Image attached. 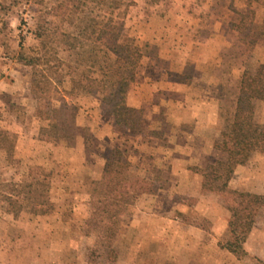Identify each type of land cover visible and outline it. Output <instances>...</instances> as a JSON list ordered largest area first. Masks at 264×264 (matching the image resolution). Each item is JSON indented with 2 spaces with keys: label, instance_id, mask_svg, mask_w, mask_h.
Masks as SVG:
<instances>
[{
  "label": "rangeland",
  "instance_id": "rangeland-1",
  "mask_svg": "<svg viewBox=\"0 0 264 264\" xmlns=\"http://www.w3.org/2000/svg\"><path fill=\"white\" fill-rule=\"evenodd\" d=\"M232 23L249 29L256 43L242 42ZM114 26L144 51L128 92V104L143 112L140 133L116 125L97 91L69 96L74 80L99 75L106 56L97 33ZM262 63L264 0H0V128L16 136L14 160L0 149V192L16 195L40 167L48 177L39 188L53 204L35 215L15 213L0 200V264H171L182 225L173 222L175 231L161 243L141 245V230L151 227L143 218L164 212L205 228L212 239L216 232L204 215L209 201L228 212L220 245L231 238L229 220L239 218L251 224L244 243L250 256L240 260L264 264V102L257 110V150L237 173L236 166L226 194L203 187L217 196L200 193L203 177L194 169L225 161L214 147L223 114L234 110L243 74ZM34 77L49 88L52 116L67 119V135L40 139L50 121L37 115ZM113 152L129 160L130 180L155 181L158 188L121 198L120 229L108 240L105 222L96 220L102 201L96 182Z\"/></svg>",
  "mask_w": 264,
  "mask_h": 264
},
{
  "label": "trees",
  "instance_id": "trees-1",
  "mask_svg": "<svg viewBox=\"0 0 264 264\" xmlns=\"http://www.w3.org/2000/svg\"><path fill=\"white\" fill-rule=\"evenodd\" d=\"M231 26L238 31L242 42L248 45L256 43V38H249V29L246 34L243 25L232 23ZM97 34L95 41L102 45L106 60L100 68L99 75L87 76L85 83L83 80H74L69 96H78L80 92L97 91L103 109L111 114L116 125L133 133H140L143 130V112L128 104V92L144 57L143 48L128 42L121 35L120 29L115 26L99 30ZM27 64L34 66L35 63L28 60ZM45 79L50 86V79L47 77ZM33 85L39 101L37 115L50 121L48 127L41 128L40 139L49 141L67 135V119H58L51 114L50 103L46 97L49 88L43 87L42 82L35 77ZM262 102H264V63L260 64L254 73L243 74L236 93L235 108L231 113L223 114L225 126L214 147L225 155V161L221 164L207 163L201 169L194 168L202 174L203 189L226 194L236 166L245 164L250 154L257 150L256 139L260 131L257 110ZM15 141L16 136L13 133L0 128V149L6 152L10 160H14ZM261 150L264 151V148ZM129 167L130 162L122 152H113L106 157L102 177L96 182L97 191L102 196L96 220L105 222L104 235L108 240L115 239L120 229L124 210V202L121 198L125 195L137 197L153 194L158 188L155 181L140 178L130 180L127 177ZM29 176L31 182L23 188L24 190H19L16 195L7 196L0 192V200L9 203L15 213L23 210L35 215L49 213L53 208L49 192L39 188L46 185L45 179L48 174H45L40 167H34ZM229 230L231 238L225 244H221L222 248H226L238 259L249 257L250 254L244 243L251 231V224L234 217L229 220ZM109 258L115 262L117 253L110 251Z\"/></svg>",
  "mask_w": 264,
  "mask_h": 264
},
{
  "label": "crops",
  "instance_id": "crops-1",
  "mask_svg": "<svg viewBox=\"0 0 264 264\" xmlns=\"http://www.w3.org/2000/svg\"><path fill=\"white\" fill-rule=\"evenodd\" d=\"M241 165L236 168L237 173L240 169ZM246 167V166H243ZM181 169V168H180ZM257 169L253 168L252 165H248V174L250 176L255 175L254 171ZM185 172V173H184ZM187 172V173H186ZM182 174H185L189 176L188 171H183L181 172ZM200 176H198L199 180V189L200 193H206V196H210L209 199L212 197L215 198L217 195L214 193H209L207 191H203L202 189V179ZM185 184V187L189 184L188 181L182 180L181 184ZM188 183V184H187ZM179 184V188L180 185ZM188 195L197 197V199L200 198L199 194H192L189 193ZM216 195V196H215ZM212 198V199H213ZM201 199V198H200ZM217 200V198H216ZM204 200L198 201V204L201 206V202ZM206 201V200H205ZM208 208L207 211L205 212V216L209 218L212 223V231L216 232V235L212 234V239H209L206 235L208 234L207 230L197 224L193 223H188V224H183L181 220L176 216L174 220L168 215H165L164 212L162 214L152 216H145L147 221H150V226L149 228H145L142 231H145L142 233V239H138L139 243L141 245L143 244H151L152 242L155 241H160L163 242V239H166V237L171 236L173 231L171 227L173 222H176L177 224L182 225L180 229H176V231L179 232V237L182 240L181 246L176 249L170 256H174L172 258V261L174 260V263L171 262V264H244V260L238 259L236 256H234L231 252H229L226 248H222L220 245V241L222 240L221 236L227 231L228 228V212L225 206H222L221 204H217L215 202H208ZM206 206V205H203ZM226 217V218H225ZM158 218V223L160 224V220L164 221L162 222V225H153L152 222L153 220ZM164 223V224H163ZM184 225V226H183ZM157 226V227H155ZM147 233V234H146ZM160 239V240H158ZM172 256V257H173ZM248 264H252L251 259L248 258Z\"/></svg>",
  "mask_w": 264,
  "mask_h": 264
}]
</instances>
